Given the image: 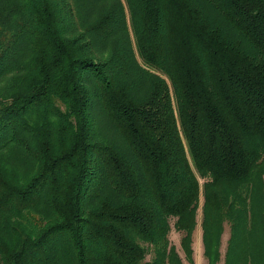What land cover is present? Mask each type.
<instances>
[{
  "label": "trees",
  "instance_id": "trees-1",
  "mask_svg": "<svg viewBox=\"0 0 264 264\" xmlns=\"http://www.w3.org/2000/svg\"><path fill=\"white\" fill-rule=\"evenodd\" d=\"M263 176L264 0H0V264H192L199 196L264 264Z\"/></svg>",
  "mask_w": 264,
  "mask_h": 264
},
{
  "label": "rangeland",
  "instance_id": "rangeland-1",
  "mask_svg": "<svg viewBox=\"0 0 264 264\" xmlns=\"http://www.w3.org/2000/svg\"><path fill=\"white\" fill-rule=\"evenodd\" d=\"M264 179V176H263ZM202 202L201 196H199L198 199V208L196 212V226L195 229L192 232V264H206L205 258L202 256V247H201V242H200V228H199V221H200V205ZM227 236V228L226 226L224 227V231L221 235V240H220V252H223L224 246H225V239ZM179 237L180 234L178 232H175L173 229H170V232L168 234V238L171 244H173L176 248L177 253L179 254L183 264H189L187 261L184 259L182 251L179 248ZM218 264H221L219 262Z\"/></svg>",
  "mask_w": 264,
  "mask_h": 264
}]
</instances>
